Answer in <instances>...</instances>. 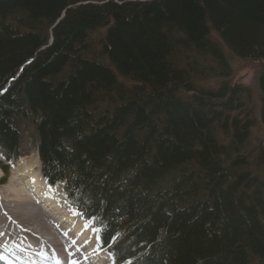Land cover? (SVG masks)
I'll use <instances>...</instances> for the list:
<instances>
[{
    "label": "trees",
    "instance_id": "obj_1",
    "mask_svg": "<svg viewBox=\"0 0 264 264\" xmlns=\"http://www.w3.org/2000/svg\"><path fill=\"white\" fill-rule=\"evenodd\" d=\"M232 57L264 62V0H0V150L30 123L116 264H264V72L259 108Z\"/></svg>",
    "mask_w": 264,
    "mask_h": 264
},
{
    "label": "bare ground",
    "instance_id": "obj_2",
    "mask_svg": "<svg viewBox=\"0 0 264 264\" xmlns=\"http://www.w3.org/2000/svg\"><path fill=\"white\" fill-rule=\"evenodd\" d=\"M40 169L39 160L22 158L0 194V264L9 262L1 252L12 249V243L19 246L13 249L16 258L34 255L31 264H100L90 223L46 185Z\"/></svg>",
    "mask_w": 264,
    "mask_h": 264
},
{
    "label": "rangeland",
    "instance_id": "obj_3",
    "mask_svg": "<svg viewBox=\"0 0 264 264\" xmlns=\"http://www.w3.org/2000/svg\"><path fill=\"white\" fill-rule=\"evenodd\" d=\"M231 67H232V71H233L232 82L234 84H243L244 85V86L242 85L243 87L249 88V90H251V92H252L253 100L255 101L256 105L259 106V100H260V97H259V76L264 72V62L242 60L238 57L237 58L232 57ZM27 127H29V128H27ZM25 132H27V134ZM28 132L30 133L29 135H28ZM23 133H24V140H23L24 154L22 156H24L23 158L28 159V161H30V162H32V161L35 162V160H38V157H37V159H35L36 155H37V151H36V146H37L36 136H37V134L35 132V129H33V126L30 123L29 124L26 123L23 127ZM255 134H256V136H258L260 139H262L264 141V128L263 127L258 126V128L255 130ZM20 160L21 159H19L18 161H20ZM3 167H7V164L0 157V171L2 172L1 178L4 180V184L0 185V194L4 190L3 188H5V186L9 182L10 177L12 176L13 170L16 168V163H15V168H12L11 166L7 167V169H8L7 170L8 171L7 176L4 174L5 172H4ZM56 190L60 194L59 189H56ZM3 196H4V194L0 197L2 198ZM1 198H0V203H1ZM64 199L66 201L65 196H64ZM68 204H70V203H68ZM70 208H71V210L75 209L72 207H70ZM89 233H90V236L93 237V242L95 244L94 250H96L97 255L100 254L99 256L103 260V261H101V259H100V261H101L100 264H103V262H105L104 264H112L111 260H109L110 258L107 256V254H105V252H103L101 250L99 253L100 248H99V244L97 242L96 231L91 228V231ZM20 238L22 239V237H20ZM25 238H27V237H25ZM12 245H13L12 249H10L8 251L9 255L10 254L13 255V249L15 248L14 246H16V248H15L16 250H19L18 249L19 246L17 244L15 245V243H12ZM54 251L57 252V250H54ZM19 253L21 256H23V253L21 251H19ZM29 254H31V253L27 252L25 254L26 260L23 257H18V258H16V261L18 263L19 262L24 263L26 261L27 264H31V259L27 257V255H29ZM32 256H34V255L32 254Z\"/></svg>",
    "mask_w": 264,
    "mask_h": 264
}]
</instances>
